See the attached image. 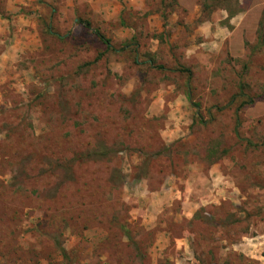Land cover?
<instances>
[{
  "label": "rangeland",
  "instance_id": "obj_1",
  "mask_svg": "<svg viewBox=\"0 0 264 264\" xmlns=\"http://www.w3.org/2000/svg\"><path fill=\"white\" fill-rule=\"evenodd\" d=\"M260 34L264 0H0V264H264Z\"/></svg>",
  "mask_w": 264,
  "mask_h": 264
},
{
  "label": "trees",
  "instance_id": "obj_2",
  "mask_svg": "<svg viewBox=\"0 0 264 264\" xmlns=\"http://www.w3.org/2000/svg\"><path fill=\"white\" fill-rule=\"evenodd\" d=\"M79 21H81L82 23H84V25L87 26L88 28H92V27H91V22H90V21H88V20H79ZM95 32H96V34L98 35V37H99L103 42H105L108 46H110V40H109L108 38H106V37L104 36V34H102V33H101L100 31H98V30H96ZM259 38L261 39L262 43H264V36H263L262 34H260V37H259Z\"/></svg>",
  "mask_w": 264,
  "mask_h": 264
},
{
  "label": "crops",
  "instance_id": "obj_3",
  "mask_svg": "<svg viewBox=\"0 0 264 264\" xmlns=\"http://www.w3.org/2000/svg\"><path fill=\"white\" fill-rule=\"evenodd\" d=\"M9 1H11V0H9ZM2 104H3V100L0 98V106H2Z\"/></svg>",
  "mask_w": 264,
  "mask_h": 264
}]
</instances>
